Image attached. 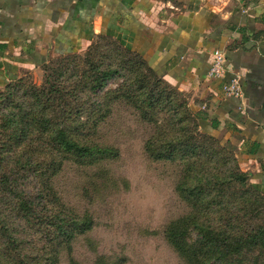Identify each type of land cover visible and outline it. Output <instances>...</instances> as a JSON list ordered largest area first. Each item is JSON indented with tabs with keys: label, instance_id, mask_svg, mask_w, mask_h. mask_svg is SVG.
Masks as SVG:
<instances>
[{
	"label": "rangeland",
	"instance_id": "obj_1",
	"mask_svg": "<svg viewBox=\"0 0 264 264\" xmlns=\"http://www.w3.org/2000/svg\"><path fill=\"white\" fill-rule=\"evenodd\" d=\"M195 114L112 36L23 70L0 89V264H190L215 254L206 229L264 227L253 171ZM173 224L187 231L180 248ZM243 250L228 264H264V248Z\"/></svg>",
	"mask_w": 264,
	"mask_h": 264
},
{
	"label": "crops",
	"instance_id": "obj_2",
	"mask_svg": "<svg viewBox=\"0 0 264 264\" xmlns=\"http://www.w3.org/2000/svg\"><path fill=\"white\" fill-rule=\"evenodd\" d=\"M0 0V89L52 56L112 36L186 91L201 128L234 151L264 190V0ZM225 78L209 76L213 52ZM242 74L243 98L224 81Z\"/></svg>",
	"mask_w": 264,
	"mask_h": 264
},
{
	"label": "trees",
	"instance_id": "obj_3",
	"mask_svg": "<svg viewBox=\"0 0 264 264\" xmlns=\"http://www.w3.org/2000/svg\"><path fill=\"white\" fill-rule=\"evenodd\" d=\"M129 50H131V49H129ZM131 51H133V50H131ZM149 67L153 71H155L151 66H149ZM195 115H196V124L199 127H201V119L203 117L201 116V114H195ZM203 133L207 134L208 136H210L213 139L216 138L212 134H208L204 131H203ZM60 135H61L60 136L61 144L63 147H65L66 150H68V151L75 150L82 157H86L89 155L90 147L80 145L77 142L68 139L66 137V134L64 131H61ZM104 151H106V150L105 149L102 150V152H104ZM86 224H87L86 222H83L80 225V228H79L80 232H84V231L90 229L91 226L88 225L86 227ZM217 230L218 229H214V228L206 229L204 231V233L202 234V239H204L202 241V243L205 244L206 247H209L211 249V251L215 253L211 256L212 258H209L208 260L192 258L190 264H209V263H212V264H228L231 261V259L233 260L236 257V255L241 253V251L243 249H251V248L257 247V246L264 248V227H259L257 232L250 234L246 237L238 236V235L235 236V234L230 236V235L226 234V232H224V231L223 232H221V231L217 232ZM168 231H169L170 236L174 237V239H173L174 245L176 247L180 248L181 244H182V238L180 237V235L186 234L187 231L180 228V226L177 224H173L169 228ZM69 234L72 235V232H70ZM243 252H244V250H243ZM233 261L235 262L236 260H233Z\"/></svg>",
	"mask_w": 264,
	"mask_h": 264
},
{
	"label": "built area",
	"instance_id": "obj_4",
	"mask_svg": "<svg viewBox=\"0 0 264 264\" xmlns=\"http://www.w3.org/2000/svg\"><path fill=\"white\" fill-rule=\"evenodd\" d=\"M226 54L223 50L216 49L213 52L212 61L209 68L211 78H225L228 73ZM223 92L226 96L243 98L242 74L235 72L230 79L222 84Z\"/></svg>",
	"mask_w": 264,
	"mask_h": 264
}]
</instances>
